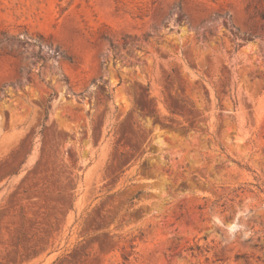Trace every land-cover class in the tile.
<instances>
[{"label":"rangeland","instance_id":"obj_1","mask_svg":"<svg viewBox=\"0 0 264 264\" xmlns=\"http://www.w3.org/2000/svg\"><path fill=\"white\" fill-rule=\"evenodd\" d=\"M259 12L0 0V264H264Z\"/></svg>","mask_w":264,"mask_h":264},{"label":"trees","instance_id":"obj_2","mask_svg":"<svg viewBox=\"0 0 264 264\" xmlns=\"http://www.w3.org/2000/svg\"><path fill=\"white\" fill-rule=\"evenodd\" d=\"M261 18H264V12H259V14H258ZM52 95H53V93H51L49 96V99H48V101L50 100V98L52 97ZM46 114H48V112H47V110H46Z\"/></svg>","mask_w":264,"mask_h":264}]
</instances>
